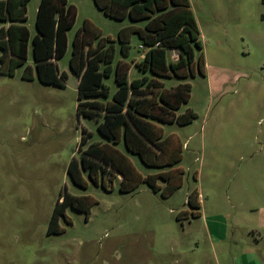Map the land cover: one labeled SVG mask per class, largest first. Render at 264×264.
Here are the masks:
<instances>
[{
  "label": "rangeland",
  "instance_id": "374dc122",
  "mask_svg": "<svg viewBox=\"0 0 264 264\" xmlns=\"http://www.w3.org/2000/svg\"><path fill=\"white\" fill-rule=\"evenodd\" d=\"M39 0L26 4L23 22L33 35ZM74 10L65 53L56 60L66 74L61 87L0 75V264H264V13L260 0H189L198 31L203 75L188 79L185 108L195 117L184 125L161 124L181 143L182 182L166 198L140 183L120 192L92 184L73 186L66 174L77 157L80 130L99 138L93 119L76 115V76L69 70L71 41L80 28L103 65L105 36L115 38L127 19L110 18L92 0H66ZM88 23V24H87ZM3 23L0 22V25ZM97 45V46H96ZM96 46V47H95ZM127 79L143 52L135 35L127 56ZM85 48L87 46L85 45ZM175 58V51H168ZM106 58V56L104 57ZM27 45L26 63H30ZM111 78L103 81L112 86ZM175 81L165 82L166 86ZM112 88V87H111ZM84 146H81L83 148ZM144 174L155 169L131 158ZM196 179L193 180L192 175ZM195 187L200 215L187 210ZM64 191L95 201L84 213L65 209L63 231L46 235L51 208Z\"/></svg>",
  "mask_w": 264,
  "mask_h": 264
},
{
  "label": "trees",
  "instance_id": "16d2710c",
  "mask_svg": "<svg viewBox=\"0 0 264 264\" xmlns=\"http://www.w3.org/2000/svg\"><path fill=\"white\" fill-rule=\"evenodd\" d=\"M29 0H0V75L12 76L21 68L20 79H36L39 83L61 87L66 78L59 72L56 60L66 50V31L73 25L74 10L66 0H39L34 17V34L29 35L23 22ZM95 7L110 18L127 19L115 38L105 36L107 44L102 63L93 58L90 44L84 41L86 30L78 28L72 37L69 70L76 76V115L93 119L99 138L82 128L77 146V157L66 167L70 183L85 188L86 179L109 190L117 181L120 192L134 190L140 183L166 198L178 189L183 171L175 164L181 159V143L173 133L163 134L161 124H188L195 113L189 109L176 114L177 108L188 99V79L196 73L203 75L201 43L189 0H92ZM264 7V0H260ZM264 20V13L259 15ZM88 24V23H87ZM135 35L143 52L133 65L139 76L127 79L129 64L117 59L115 47L124 57L129 40ZM31 61L26 63L27 45ZM85 45L87 48H85ZM97 46V45H96ZM95 46V47H96ZM175 51V58H168ZM106 56V58H104ZM111 78L112 88L104 81ZM175 81L166 86L165 82ZM81 146H84L81 148ZM135 156L150 173H140L131 158ZM196 179L195 174L192 175ZM197 190L186 195L187 210L176 218L190 219L200 215ZM95 203L89 195H75L67 191L54 201L45 233L63 231L58 223L65 209L84 213L87 219L90 206Z\"/></svg>",
  "mask_w": 264,
  "mask_h": 264
}]
</instances>
